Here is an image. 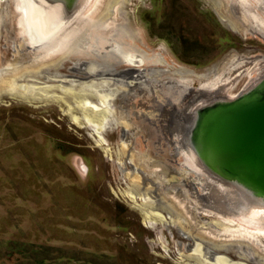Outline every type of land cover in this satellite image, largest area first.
I'll return each mask as SVG.
<instances>
[{
  "label": "rangeland",
  "instance_id": "1",
  "mask_svg": "<svg viewBox=\"0 0 264 264\" xmlns=\"http://www.w3.org/2000/svg\"><path fill=\"white\" fill-rule=\"evenodd\" d=\"M16 3L0 0V71L58 75L68 88L87 82L90 74L77 70L93 65L91 93L107 94L112 108L104 122L97 117L102 143L71 95L48 103L0 96V255L19 242L47 248L48 264H193L187 255L201 241L204 250L224 243L226 250L215 252L230 262L264 264V239L224 231H255L248 214L211 208L204 177L177 148L187 110L200 103L187 102L190 92L212 84L224 87L221 99L232 98L264 71L257 0H87L68 18L31 14L34 24L49 19L50 34L34 46L22 34ZM56 28L62 30L53 36ZM122 55H142V64ZM129 66L137 69L115 73ZM68 105L82 125L71 120ZM135 184L137 194L147 189L157 198L150 205L160 219L145 218L143 197L131 200Z\"/></svg>",
  "mask_w": 264,
  "mask_h": 264
},
{
  "label": "bare ground",
  "instance_id": "2",
  "mask_svg": "<svg viewBox=\"0 0 264 264\" xmlns=\"http://www.w3.org/2000/svg\"><path fill=\"white\" fill-rule=\"evenodd\" d=\"M86 1L87 0H80L79 1L78 6H77V8L79 7L78 11H77L78 14L82 10V8L85 6ZM257 2L260 5V9L264 11V0H257ZM16 8H17V10L21 11V17L19 18V25L21 27L22 34H23V36H26L28 38L27 43L30 44L31 46L38 45L39 42L40 43L44 42L45 41L44 38L47 36V34H50L49 29L45 28L47 26V24H46L47 21H49V19H47V20L45 19L46 16L48 17L51 14H53V17H54L53 20H55L59 17H61V19L69 17V16H66L65 14L62 15V12H61L62 8L59 5H50V4H47L46 2H44L43 0H17ZM35 11H40L43 14H45V17L43 18L44 23L46 22L45 24L44 23L42 24L41 22H39V23L35 22V24H34V22L32 21L31 14L35 15ZM230 23H231V25H233V27L236 26V24L234 22H230ZM67 24H68V22H67ZM35 25L38 26L39 30L37 29V27ZM61 30L62 29H60V28H56L53 36L57 35V32L60 33ZM141 57H142V55H138V56L122 55L123 61L128 63V64H129V62L130 63L131 62L136 63L137 61L142 63ZM94 68H95V66L88 64L87 66L77 70V72L85 73L88 75L90 74L89 79H91V73H93L95 71ZM36 72L37 71L28 72L25 69V72L19 73V71L16 68H12V67H10L8 69H2L0 71V96L1 95H9L11 97L18 98L22 101H28L31 99V100H40L41 103L42 102L48 103V102H53L54 100L57 102L65 101L64 96L71 95L70 97H72V99L78 105L80 110L83 112L82 121L86 125H89L90 127H94L95 128V130H94L95 134H97L99 139H101L100 142H102V143L105 142L102 135H101L103 124L101 123V120L100 121L97 120V117H98V115H100L102 121L104 122L105 118L107 117L106 114L112 108V106L110 105V103L108 101L111 98L106 99L107 94H103V95L98 94L97 90L94 93H91L94 91L93 90V84H97V82L90 81L88 79L87 82H83V83H79V84L75 85L77 87H74V85H72V83H68V88H66L65 87L66 86L65 85L66 78H62L61 76H58V75H47V74L45 75L44 72L41 73L42 78H38L39 73L37 74ZM124 74H125V72L122 74H119V75H124ZM263 75H264V71L260 73L259 77L257 79H255L253 81V83H251L249 85V87L252 84H256ZM47 83H49V84L50 83H52V84L56 83L58 85H55V84L49 85ZM86 83H89V85H84ZM102 83L106 84V83H108V81H105ZM86 87H90L91 90H90V94L87 95L86 97H84L83 96V90ZM126 87L127 88L132 87V84L129 85V83H128V85ZM249 87H247V88H249ZM215 88L216 87H214V85L208 84L207 86H205L203 88H199L198 91L190 92L189 97L187 95H185V97L187 96L185 98L187 100V102L192 101V102H200V103H197L195 106H193L190 109L189 115L187 113V122H190V123H189L187 128H186L187 124H185L183 130L179 133V137H178V138L181 137V141L184 140V146L178 145L177 148H178V151H179V149H181L184 152V154H186V155L188 154L186 157H188L189 160L186 159V163L188 165H190V168L195 167L199 171V174L196 172L197 177L198 178L201 176L204 177L202 180L200 178L199 181L201 180L204 183L203 184L204 187L201 186L203 188L202 193L206 194L205 198L210 199L211 203L213 204L211 206V208H216L219 212L224 213V214L226 213L228 215H241V214H243L246 217L247 216L246 214H248V216L246 217V223L255 227V231H251V232L248 230L240 229V228H238L236 230L225 229L224 231L230 233V234H228L230 236H233V235L235 236L237 234L241 235L242 233H244L248 237L253 238L258 243L263 244V239H264V204H261L260 201L253 199L249 194L244 192L241 188H238V187H236L232 184H229L225 181H222L219 178H217L216 176H214L211 173H209L208 171H206L201 166L197 157L191 151L190 147L188 146V143L186 142V135L188 132V128H189V126L193 120L195 111L198 108L206 105L207 102L210 103L213 101V100L210 101L209 98L207 99L208 96L213 95L214 99L221 96L220 91L223 90L224 87L219 86V87H217L218 90ZM55 89L60 90L62 95L59 96L56 93H54L53 91ZM112 90H114V88H112ZM108 94L113 95L112 93H108ZM222 96L224 97V95H222ZM91 97L96 98V99L99 98L101 100L100 104L92 103ZM232 98H234V97H232ZM205 99L207 101H204ZM228 99H231V98H228ZM215 100H217V99H215ZM75 103H74V105H75ZM67 107H68L67 108L68 114L70 115L71 120L74 121L75 123H77L78 125H82L81 119L79 117H76L75 114H73L74 113V107H70L69 105ZM196 107H198V108H196ZM193 110H194V112H193ZM187 112H188V110H187ZM185 129H186V132L183 134V131ZM182 134L184 135V137L182 136ZM122 146L123 147L125 146L124 143H122ZM191 155H193L194 158ZM189 156H191L192 158H190ZM134 170L136 172H138V170L136 168H134ZM147 181L148 180H146V183H147ZM148 182L150 184H152L153 186H156L155 182H153V181H148ZM135 185H137V184H135ZM139 185L135 186V188L129 189L128 194H130L131 200L134 202L136 197H143V203L141 205H139V208H140V210L143 211L145 218L149 219L150 222L152 220L151 216H154L155 218L157 216V218L160 219L158 217V215L161 216V214L159 212H157V210L154 211L151 208L153 206L150 205L151 203H154V205H155L154 207H156L157 206V198L156 199L150 198L149 197L150 193H149V190H147V189H143V193L137 194L135 189L139 188L138 187ZM218 188H220V192L218 191ZM153 192H154V190H153ZM196 193L199 194L197 191H196ZM161 199L163 201H165L163 198H161ZM150 208L154 212L148 211ZM251 208H253V209H251ZM153 220L157 221V219H153ZM184 231H185V229H184ZM218 231H219V229H218ZM184 233L186 234V237H188L191 234L189 230H186V232H184ZM188 238H191V235ZM192 241H193V243L195 242V240H193V239H192ZM200 243L201 244L196 243L193 246L192 250L190 251V254L187 255V256H190L189 257L190 261L193 260V262H194L193 264H240V263L230 262V260L226 257V255L216 254L217 252H215V251L226 250L224 243L212 244L211 245L212 247L208 246L206 248V250H204V248H205L204 243L205 242L203 243L200 241ZM207 243L208 242H206V244ZM238 244L240 245V243H238ZM203 252H205V253H203ZM261 261H264V260L261 259Z\"/></svg>",
  "mask_w": 264,
  "mask_h": 264
},
{
  "label": "water",
  "instance_id": "3",
  "mask_svg": "<svg viewBox=\"0 0 264 264\" xmlns=\"http://www.w3.org/2000/svg\"><path fill=\"white\" fill-rule=\"evenodd\" d=\"M43 1L68 16L80 0ZM186 142L206 171L264 204V75L234 98L198 108Z\"/></svg>",
  "mask_w": 264,
  "mask_h": 264
},
{
  "label": "trees",
  "instance_id": "4",
  "mask_svg": "<svg viewBox=\"0 0 264 264\" xmlns=\"http://www.w3.org/2000/svg\"><path fill=\"white\" fill-rule=\"evenodd\" d=\"M26 243L13 242L10 252L0 255V264H23L24 262L28 264H48L49 260L46 257L48 249L43 246H34V244L29 243V247H25ZM2 246V245H0ZM26 248H29L26 250ZM30 252L33 253L29 254ZM39 254V255H38ZM58 259V258H57Z\"/></svg>",
  "mask_w": 264,
  "mask_h": 264
},
{
  "label": "flooded vegetation",
  "instance_id": "5",
  "mask_svg": "<svg viewBox=\"0 0 264 264\" xmlns=\"http://www.w3.org/2000/svg\"><path fill=\"white\" fill-rule=\"evenodd\" d=\"M137 68H135V67H133V66H129V68H127V69H125V70H122V71H119V72H115V71H113V70H111V72H115L116 74L117 73H124L125 72V74L124 75H128V74H130L129 72H131V74L133 73V71H135ZM140 72V71H139ZM124 75H121V76H124ZM128 78V77H127ZM132 78L134 79V77L132 76ZM113 80H115L116 81V79H113ZM118 82H121V80H118ZM125 84V83H124ZM126 84L128 85V83L126 82ZM214 97V96H213ZM207 99H208V97H207ZM215 99H217V100H222L221 99V97H218V98H215ZM215 99H213V101L212 102H214V101H217V100H215ZM207 104H209V103H207ZM206 104V105H207ZM201 106V105H200ZM205 106V105H204ZM199 107V106H198ZM191 109V108H190ZM162 110V109H161ZM195 110V109H194ZM194 110H193V112H194ZM174 111V110H173ZM170 112H172V110L170 111ZM189 112H190V110L187 112L188 113V115H189ZM193 115V114H192ZM189 118V117H188ZM186 120V121H185ZM185 120H184V122L181 124V126H180V128H184V126H185V124H186V122H187V114H186V118H185ZM188 127V124L186 125V128ZM184 132H186V129L183 131V133ZM183 137H184V135H183ZM181 144H182V146H184V140H182L181 141Z\"/></svg>",
  "mask_w": 264,
  "mask_h": 264
}]
</instances>
